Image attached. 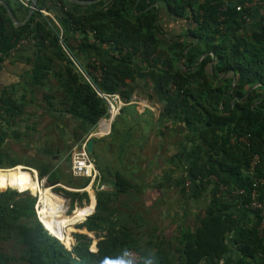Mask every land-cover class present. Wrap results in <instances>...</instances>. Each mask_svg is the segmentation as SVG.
Masks as SVG:
<instances>
[{
  "label": "trees",
  "instance_id": "16d2710c",
  "mask_svg": "<svg viewBox=\"0 0 264 264\" xmlns=\"http://www.w3.org/2000/svg\"><path fill=\"white\" fill-rule=\"evenodd\" d=\"M3 1L19 4L28 14L30 2ZM50 1L65 42L76 44L72 51L84 62L92 56L99 60L102 77L96 87L102 93L117 94L127 104L138 88L137 73L143 67L158 72L161 123L155 137L162 140L163 171L153 176V182L141 179L139 174L147 167L158 169L153 163L142 167L139 156L154 125L146 121L143 131L144 117L121 108L109 135L93 139L98 149L90 155L99 173L97 181L109 189L95 191V199L91 195L89 201L84 190L89 179L71 175L63 183L84 190L66 193L71 210L75 208V213L63 215L69 225L87 216L77 213L94 210L76 227L92 236L77 232L74 244L70 239L65 245L60 240L66 229L59 227L58 236L38 220L37 197L8 189L4 171L22 163L0 150V191L8 189L0 193V264H264L262 218L259 210L250 208L255 179L260 180L255 200L264 201V22L259 30L245 33L249 11H237L230 0H84L96 1L91 5ZM46 2L39 0L38 9ZM160 8L186 22L190 40L164 35ZM9 25L12 31L0 34L28 37L33 59L19 97L12 90H0V147L13 120L36 104L37 94L47 109L45 116L58 114L64 125L74 122L68 131L70 146L84 142L101 119L109 118L107 104L76 71L38 11L15 28L0 5V28ZM170 133L178 135L175 143ZM235 136L245 137L248 145L232 144ZM174 144L175 151L167 155ZM70 146L63 150L43 146V152H35L42 158L32 159L29 167L38 170L39 178L53 182L61 177L60 170L45 158L69 151ZM253 155L259 156L260 165L250 175ZM67 160L71 168V158ZM141 181L146 183L143 187ZM220 184L227 190L220 191ZM149 187L160 195L170 187L181 199H203L205 204L192 224H182V217L173 236L165 238L140 211L136 194ZM232 188L246 194L232 195ZM54 220L46 219L45 226Z\"/></svg>",
  "mask_w": 264,
  "mask_h": 264
},
{
  "label": "rangeland",
  "instance_id": "374dc122",
  "mask_svg": "<svg viewBox=\"0 0 264 264\" xmlns=\"http://www.w3.org/2000/svg\"><path fill=\"white\" fill-rule=\"evenodd\" d=\"M51 83L52 85H55L54 81H52ZM37 98H38V101L35 104L37 107L34 108L35 105L34 106L29 105L24 110L23 114H21L20 116H17L13 120L14 124H12L10 128L11 130L9 131L8 136L5 138L4 144L0 147V150H7L8 155L10 157H12L14 160H17L19 163H22V166L27 167V168L31 166L30 162L32 159L38 160L39 158H42L41 156L35 153L36 151L43 152L44 144L46 145L45 149H48L50 146L48 143L46 144L45 141L42 143L38 140L33 141L31 137H33L34 140L37 139L41 135L47 138L48 131L51 130V128L56 124L60 125L59 127L62 131L66 127H70V128L73 127V125L70 123H68L67 125H64L62 123L63 119H61L58 114L51 113L53 115L51 119L45 116L44 114L46 113L47 109L44 107V105H42V103H40L41 102L40 94H37ZM36 109L40 111L41 114L39 115H43L46 118H41V116L40 118L33 117V116L38 115V112H35ZM29 115H33V116L31 117ZM66 122H68V120ZM66 122L64 121L65 124ZM39 123H44V126H47L50 129L47 130L46 133H41L40 129H42L43 125H38ZM15 132H18L17 133L18 137H15ZM57 134L60 135L61 133L60 134L57 133ZM170 134L172 135L173 143H175L178 139V135H175L174 133H170ZM26 139H29L30 141L26 143ZM31 142H33L32 144L34 145L32 147L30 146ZM70 145H67V146H70ZM76 147L77 146L75 147L70 146L69 151L64 150V151H60L61 153H53L52 155L46 158L44 157L47 161L50 160V163L53 165L54 169L60 170L59 172V175H61L60 178L58 179L55 178L53 182H49L47 181V179H45L46 177L39 179L38 170L36 171L37 173L36 175H37L39 182L40 180L43 181V187H50L54 194L63 198L64 200L63 205L66 209V211H64L63 213L64 215L75 213L74 211L75 208L73 210H71L70 208L71 207L70 196L66 194L67 192H71L70 191L71 188H69L67 185H63V183L65 182L66 179H69V177L71 176L70 162L69 160H67V157L71 158V155ZM171 147H174V148L171 149ZM171 147L168 149L166 153L167 155L168 154L170 155L175 151L176 145L174 144ZM57 148H60V147L58 146ZM166 154H163V155H166ZM25 161H27V163ZM142 167H144V165H142ZM162 171H163V168L161 169V171H159L156 168L153 169V168L147 167L146 173L140 172L139 175L141 179L148 181V182L149 181L153 182L152 180L153 176L154 175L160 176L162 174ZM54 181H58L59 183L54 184ZM8 183H9V187H8L9 190H14V191L19 192V190H17V188L13 186L11 182H8ZM140 183L142 184L140 185L141 187H143V185L146 184L144 181H141ZM100 185H101L100 183L95 184L94 182L93 186L89 189V191L86 190V193L89 197V201H90L91 195L95 198V191L109 189V187H107L106 185H103V188L100 189ZM8 189H5L3 191H6ZM151 189L152 188L149 187L145 189L143 192L137 193L136 197L140 201L139 203L140 211L143 212L144 217L147 220V223H149L150 226L156 227L158 230H160L161 235H163L165 238H170L173 236L174 231L177 226L176 223H179L182 217L184 218L182 221V224L184 225H189V223L192 224L193 223L192 218L195 217V214H198L202 211L204 204H205L203 199H199V200L181 199L179 195L176 196V194L173 193V188H170V187L164 190L162 195H160L159 192L155 190H151ZM36 190H37L36 188H31L25 191V193L27 192L28 194L34 197H37V199H39V193H38V190L37 191ZM3 191H0V193ZM76 204H78V201L76 202ZM76 204L74 205V207L75 206L77 207ZM82 204L85 205V201H83ZM38 210H40V208H38ZM63 214L59 213L55 215L54 217L47 218V219H51V220L55 219V220H54V223H51L48 227H46V229L47 231L53 232L58 236H60L59 227H61V229H66V233L64 235L65 238L63 237V239L60 240L61 243H64L65 245H67L71 239V243L74 244V239H73L74 233H77V232L87 233L84 229L79 230L76 228L79 224H81L85 220V216L80 217L82 219L78 221L77 223L69 225L70 220L65 219L63 217ZM77 214L89 215L90 213H77ZM70 228H72L71 232H70ZM87 234L89 236H92V234L90 233H87ZM94 241H96V239ZM135 258L136 256L134 255V259Z\"/></svg>",
  "mask_w": 264,
  "mask_h": 264
},
{
  "label": "crops",
  "instance_id": "0c3cea01",
  "mask_svg": "<svg viewBox=\"0 0 264 264\" xmlns=\"http://www.w3.org/2000/svg\"><path fill=\"white\" fill-rule=\"evenodd\" d=\"M230 1L234 2L236 7L238 6L245 7L246 5H248L247 7L243 8L249 11V16H247L246 19L244 18V22H243V31L245 33L248 34L252 31H257L260 29L261 24L264 22V0H230ZM31 2L32 0L30 1V6H31ZM38 2L39 0L37 1V3ZM9 7L16 21L22 22L26 19L27 14H25L23 8H21L19 4H12ZM45 8H47L49 13H51L54 16L53 11L55 8L53 7L50 0H47ZM158 16H159L158 18L159 25L161 26L160 28L161 30H163V33L167 38L174 39L178 36H181L180 37L181 39L190 40V38L187 35H185L187 33L185 21L169 16L166 13V11L163 10L162 8L159 9ZM7 17H8V14H7ZM11 23L13 24L15 28L16 27L18 28L20 26V24H17V23L15 24L12 21ZM0 31H12V29L10 28V25H9L5 29L0 28ZM16 41H17V38L13 34L5 33L3 36L0 34V61H1L0 63V85H1V90L3 89L7 91L12 90L13 93L16 94V96H20V93L23 92L24 83L25 81L28 80V75H29V71L31 68L29 62L33 59V47H32V44L29 43L18 49H15ZM158 75L159 74L156 70H150V69H147L146 67H143L142 70L136 75V82H137L138 88L135 89L130 102L127 104L124 103V105L121 108L129 107L131 112L132 111L136 112L137 115H141L144 117L143 123L140 127L141 129H143V131L146 129V126H145L146 121L153 123L154 130L149 133L148 146L147 148L143 149L141 155L139 156L144 166L146 165V163H153L154 165L158 164L157 166L158 170L161 171L162 168H161V163L159 162V157H160L159 154H160V149L162 145V140L160 139V137H155V131L158 128V123L159 124L161 123L160 121L161 120L160 118V111H161L160 94L158 93L156 89V85L158 82ZM35 112H38V115L33 116V117L39 118L40 116L39 114H41L40 111L36 109ZM29 116L32 117V115H29ZM112 121L109 118L101 119L97 123V125L91 130L88 137L84 141H86L89 137H92V139L94 138L101 139L103 137H107L111 131ZM44 123L38 124V125H43L42 129H40L41 133H46L47 130L50 129L47 126H44ZM59 126H60L59 124L54 125L51 128V130L48 131L47 138L43 137V135L39 136L35 140L33 139V137L31 138L33 141L38 140L41 143L45 141L46 144L48 143L50 145L49 147L57 148L59 146L60 149L63 150L65 149L67 145H70L73 142L68 131L71 132L74 126L71 128L66 127L65 129H63L62 127L63 131L60 129ZM57 133L59 134L61 133V134L58 135ZM28 141L30 140L26 139V143ZM32 143L33 142H31L30 144L31 147L34 146ZM74 144L75 143H73L72 147L79 145L77 143L75 145ZM45 146L46 145L44 144V147ZM95 149H98V148L95 147V143H94L93 152L95 151ZM102 150H103V146H101V149L98 151L101 152ZM101 154L109 158L108 157L109 153H107L106 151L105 152L103 151V153ZM115 157H116V154L114 155L113 161H116ZM25 162L27 163V161ZM96 183L99 184V181H95V184ZM92 186H93V183L88 185L85 188V191L87 188L90 189Z\"/></svg>",
  "mask_w": 264,
  "mask_h": 264
},
{
  "label": "built area",
  "instance_id": "2783aa9c",
  "mask_svg": "<svg viewBox=\"0 0 264 264\" xmlns=\"http://www.w3.org/2000/svg\"><path fill=\"white\" fill-rule=\"evenodd\" d=\"M21 3L26 4L29 3L31 0H19ZM246 5L245 7H247ZM244 6H238L236 7L237 11H240L242 8H245ZM35 11H38V13L41 14L42 17L47 19L48 22V28L55 34L57 37L58 43L60 45V48L65 53V55L68 57L70 62L75 67L76 71L82 76V78L96 91L97 95L102 98L105 103L108 106L109 110V117L114 118L116 114L119 112L121 107L124 105V103L121 101L119 96L117 94H106L99 91L96 87V82L101 80L102 77V68L100 67L99 60L97 57L92 56L89 57L85 62L81 60L79 56L76 55L75 52L72 51V47H75L76 44L72 43H66L64 39V31L59 23V21L47 10V8H40L38 7L35 9ZM246 19V17H245ZM28 37H22L17 39L15 44V49H18L24 45H27L29 43H32ZM1 90V85H0ZM87 141V140H86ZM79 144L75 150L73 151L71 155V168L70 172L73 177H80V178H87L89 179V184L94 183L98 179V172L96 171L94 164L90 158V155L85 150V143ZM239 142L245 145H248L247 140L245 137H237L235 136L231 143ZM260 165V158L258 155H253L250 159V165H249V174L254 175L257 167ZM215 178L212 177L211 180H214ZM258 181V182H257ZM260 180L255 179L254 187L251 190V203L250 208L259 210L260 216L262 218L261 221V229L264 227V201L263 202H257L255 199L257 197V191L256 186L259 183ZM41 183L43 181H40ZM263 183V182H261ZM186 186L189 187V183H186ZM103 188V185H100V189ZM233 189V188H232ZM71 190V189H70ZM85 190V189H84ZM84 190H77V191H84ZM219 190L224 192L227 190V187L220 184ZM72 191V190H71ZM75 191V190H73ZM232 195H238L243 196L246 194V192L243 189H233L231 192ZM41 207V203L39 199H37V203L35 206L37 218L40 221V216L38 212V208Z\"/></svg>",
  "mask_w": 264,
  "mask_h": 264
},
{
  "label": "bare ground",
  "instance_id": "6f19581e",
  "mask_svg": "<svg viewBox=\"0 0 264 264\" xmlns=\"http://www.w3.org/2000/svg\"><path fill=\"white\" fill-rule=\"evenodd\" d=\"M3 174L5 181L11 182L12 185L19 190V192H25L31 188H36L38 190L39 201L41 203V207L38 212L40 222L43 224L46 231L45 220L49 217H54L59 213L63 214L64 211H66L63 205V198L54 194L50 187H43V182H39L36 175L37 173L34 169L17 165L11 169L5 170Z\"/></svg>",
  "mask_w": 264,
  "mask_h": 264
},
{
  "label": "water",
  "instance_id": "95a60500",
  "mask_svg": "<svg viewBox=\"0 0 264 264\" xmlns=\"http://www.w3.org/2000/svg\"><path fill=\"white\" fill-rule=\"evenodd\" d=\"M37 1H38V0H32V2H31V6H30L29 11H28V14H27V17H26V19H25L24 21H22V22H18V21H16V20L14 19V17H13V13H12V11H11L9 5L6 4L3 0H0V5H2V6L5 8V10H6L7 14H8L9 19H10L13 23H15V24L17 23V24H20V26H23V25H25L26 22L31 18L33 12H34L35 9L37 8ZM69 1L72 2V3H74V4H78V5H91V4H93V3L96 2V1H84V0H69ZM110 120L112 121L113 118H111ZM93 147H94V141H93L92 137H89V138L87 139L86 143H85V150H86V152H87L89 155H92ZM19 193H21V192H19ZM92 213H93V211H92ZM92 213H91V214H92ZM88 216H89V215H88ZM88 216L85 217V220L87 219ZM49 234H50V233H49ZM50 235H51V234H50ZM52 236H53V235H52ZM55 238H57V237H55ZM57 239H58V238H57ZM58 240H59V239H58ZM60 242H61V241H60Z\"/></svg>",
  "mask_w": 264,
  "mask_h": 264
},
{
  "label": "clouds",
  "instance_id": "9594fccd",
  "mask_svg": "<svg viewBox=\"0 0 264 264\" xmlns=\"http://www.w3.org/2000/svg\"><path fill=\"white\" fill-rule=\"evenodd\" d=\"M109 118H110V117H109ZM110 119H111V118H110ZM70 191H71V190H70ZM72 191H73V190H72ZM93 211H94V210H93ZM90 215H91V214H90ZM90 215H89V216H90ZM48 233H49V232H48ZM51 236H52V235H51Z\"/></svg>",
  "mask_w": 264,
  "mask_h": 264
}]
</instances>
